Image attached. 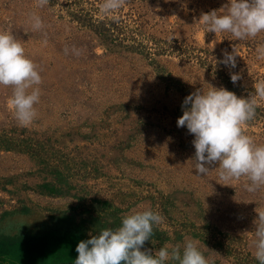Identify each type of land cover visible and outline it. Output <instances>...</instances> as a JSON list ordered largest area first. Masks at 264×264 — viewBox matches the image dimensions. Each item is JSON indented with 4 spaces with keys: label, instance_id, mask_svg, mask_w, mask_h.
<instances>
[{
    "label": "rangeland",
    "instance_id": "1",
    "mask_svg": "<svg viewBox=\"0 0 264 264\" xmlns=\"http://www.w3.org/2000/svg\"><path fill=\"white\" fill-rule=\"evenodd\" d=\"M102 2L0 0V31L22 42L42 77L27 125L9 104L12 88L0 85V242L33 244L25 264H74L78 242L151 208L163 219L142 250L182 251L192 239L209 264H259L264 186L250 192L246 176L224 180L218 164L198 175L194 134L177 119L198 89L254 94L264 32L243 40L206 32L201 15L228 0H123L115 18ZM233 50L235 68L220 62ZM242 130L264 145V98ZM47 240L55 246L46 255Z\"/></svg>",
    "mask_w": 264,
    "mask_h": 264
},
{
    "label": "clouds",
    "instance_id": "2",
    "mask_svg": "<svg viewBox=\"0 0 264 264\" xmlns=\"http://www.w3.org/2000/svg\"><path fill=\"white\" fill-rule=\"evenodd\" d=\"M123 0H103L104 15L114 17ZM32 27L40 29L42 21L31 15ZM206 32L231 33L243 40L264 32V0H228L223 11L203 13L199 19ZM67 51V50H66ZM258 57L264 58V45L257 47ZM235 50L223 52L220 60L225 66L236 67ZM239 73H230L233 83ZM42 77L37 65L25 54L22 42L9 31H0V85L10 86L9 104L21 125L29 124L36 116L34 105L40 99ZM257 98H264V82L255 85V93L239 97L225 87L212 86L188 94L182 102L183 115L177 126H186L191 134L198 175H207L209 165L218 164L224 180L246 176L251 183L248 191L264 186V145H256L244 134L242 125L255 115ZM158 211L151 208L132 210L121 218L115 228L101 229L90 239L77 243L74 264H209L195 240L187 239L180 245L163 246L154 253L143 249L153 234L154 225L162 221ZM254 256L264 264V211L255 220Z\"/></svg>",
    "mask_w": 264,
    "mask_h": 264
},
{
    "label": "trees",
    "instance_id": "3",
    "mask_svg": "<svg viewBox=\"0 0 264 264\" xmlns=\"http://www.w3.org/2000/svg\"><path fill=\"white\" fill-rule=\"evenodd\" d=\"M46 242V241H45ZM52 242L47 240V244L43 246V250L46 253H49L48 251L55 245L51 244ZM45 244V243H44ZM33 244L22 242V240L19 243H12L7 244L5 242H0V260H6L11 264H25V261L31 260V257H33L31 254L33 252Z\"/></svg>",
    "mask_w": 264,
    "mask_h": 264
}]
</instances>
